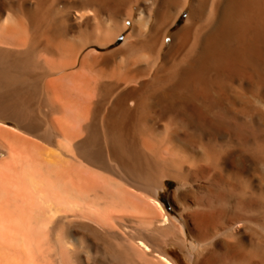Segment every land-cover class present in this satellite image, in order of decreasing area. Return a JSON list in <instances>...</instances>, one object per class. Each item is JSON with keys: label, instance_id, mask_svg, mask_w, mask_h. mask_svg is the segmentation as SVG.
<instances>
[{"label": "bare ground", "instance_id": "6f19581e", "mask_svg": "<svg viewBox=\"0 0 264 264\" xmlns=\"http://www.w3.org/2000/svg\"><path fill=\"white\" fill-rule=\"evenodd\" d=\"M259 105L264 0H0V264H264Z\"/></svg>", "mask_w": 264, "mask_h": 264}, {"label": "clouds", "instance_id": "9594fccd", "mask_svg": "<svg viewBox=\"0 0 264 264\" xmlns=\"http://www.w3.org/2000/svg\"><path fill=\"white\" fill-rule=\"evenodd\" d=\"M259 107L264 108V105H259ZM245 119L249 125L253 124V116H248ZM205 163H206V166L213 167L214 170H216L214 166H215V164H221V159H220V161H214L212 159L206 158ZM228 191H229V193H232L233 191H235L237 193H244L242 198H247V193L245 192L243 184H241L240 187L237 189L229 188ZM232 204H233V202L230 199L217 197V198L212 199L211 203L207 207H204V208L199 209V210L207 212V213H215L218 211H228L232 208ZM240 227H243L246 230L245 225L243 223H238L234 226L233 232L235 233L236 230ZM257 230L262 233V236L257 237V243L259 245L264 246V238H262V237H264V229H257ZM246 232H248V231L246 230ZM221 237L223 239H225V237L223 235H221V236H215V237L209 238L210 242L205 241L204 244H207L208 247H204L203 245H198L197 246V254H201L203 252H206L209 248H214V242L218 238H221ZM229 239H230V242L235 243L237 237L235 235H233V237H231Z\"/></svg>", "mask_w": 264, "mask_h": 264}, {"label": "rangeland", "instance_id": "374dc122", "mask_svg": "<svg viewBox=\"0 0 264 264\" xmlns=\"http://www.w3.org/2000/svg\"><path fill=\"white\" fill-rule=\"evenodd\" d=\"M176 184H173L172 187H170V190L163 193L164 200L167 203V205L171 208L170 204V193L175 188ZM171 252L176 256V258L181 262V264H195L192 260V258L188 255L187 252L182 251V249L179 246H173L171 248Z\"/></svg>", "mask_w": 264, "mask_h": 264}, {"label": "trees", "instance_id": "16d2710c", "mask_svg": "<svg viewBox=\"0 0 264 264\" xmlns=\"http://www.w3.org/2000/svg\"><path fill=\"white\" fill-rule=\"evenodd\" d=\"M176 257V256H175Z\"/></svg>", "mask_w": 264, "mask_h": 264}]
</instances>
